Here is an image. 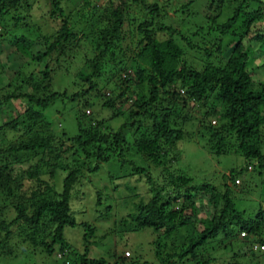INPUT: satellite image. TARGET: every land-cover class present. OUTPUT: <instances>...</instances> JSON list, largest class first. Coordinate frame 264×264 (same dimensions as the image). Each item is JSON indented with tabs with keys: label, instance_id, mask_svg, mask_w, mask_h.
I'll return each mask as SVG.
<instances>
[{
	"label": "trees",
	"instance_id": "16d2710c",
	"mask_svg": "<svg viewBox=\"0 0 264 264\" xmlns=\"http://www.w3.org/2000/svg\"><path fill=\"white\" fill-rule=\"evenodd\" d=\"M61 1H53V11L64 19L57 28L53 40L47 41L43 50L39 49L32 54L30 40L23 35L16 39L6 34L3 38L0 37V41L12 39L9 45L18 49L14 53L10 50H0V57L3 56V61L0 58V75H7L9 70H17L16 72L23 75L19 68L27 61L24 60L26 56H31L32 60L39 62L44 57L59 52L64 48L65 43L75 37V33L68 24L70 11L64 10ZM103 1V3L90 5V9L94 12L100 11L99 15L97 14L98 20L100 16L103 20L106 19L107 23L98 32V37L94 41L98 53L92 60L96 72L93 74L97 75L99 61L105 51L110 50L116 42L127 40V36L131 38L134 36L137 48L131 57L132 65L127 69L129 72L126 76L128 82L132 81L137 85L136 90L132 92L135 99L131 103L136 110H130L128 120L113 135L112 131L110 134H104L99 126L83 128L79 125L77 134L70 138L75 147L74 153L81 152L88 158L95 156L96 161L92 171H97L100 164L108 160V154H111L114 149H119L121 153V143L126 142L123 129L128 126L133 127L134 139L129 145L135 152L145 155L153 163L165 164L160 159V151L164 149L163 147H170L184 137L182 128L176 127V120L185 122L186 118L180 115V112L187 101L203 102L213 98L216 102L215 107L207 106L208 111L202 114V116H209L214 112L220 118V123L216 126L208 123L204 127L209 136L216 139L209 148L219 155L221 149L225 148L227 135L234 133L238 141V151L242 152L245 161L243 165L237 169L231 168L227 174L221 176L223 190L211 183H202L185 188L183 192L175 191V195H166V193L170 187L186 186L191 178L169 172L167 184L165 181L166 185H161L155 191L149 187L151 194L147 200L142 195L133 194L134 197H139L136 201H131V210L126 214L123 225L129 231L149 228L155 233L151 243L154 245V254L159 259L163 256L167 264H177L187 256H192L195 264H210L209 262L214 258H200L195 253L197 246L216 239L220 234L223 236L219 238L220 241L224 239L229 241L238 239L239 233L245 232L243 237L249 245L242 254H246L249 258L246 256L247 259L241 262L237 260V254L233 253L227 263L253 264L254 251L262 252L259 248L254 249L253 245L256 242L264 243V238L254 237L264 225V209L260 205L253 212L239 208L228 182L234 183L236 177L244 169L247 170L250 161H258L257 168L264 169V154L261 150L263 145L259 141L260 127L264 124V80L261 79L264 77V0H206L208 1L205 8L206 23L198 26L191 36L201 34L204 38L217 33L222 37H231L233 43L227 52L223 67L209 62L201 70L185 65L182 48L171 36L176 30L170 26L154 23V17H162L166 0H152L150 4L139 0L146 11L141 17L134 15L130 10L131 2L138 0ZM193 1L187 0L182 4L181 11L188 12ZM7 2L10 4L9 8L4 4V0H0V18L2 19L0 24L3 25L4 30L7 31L9 25L13 28L28 25V13L24 10H16L17 7L24 8L20 0H7ZM25 5V8L29 9V4ZM212 8L214 10L210 12ZM197 15L196 18L200 20V14ZM7 20H11L12 24H8ZM133 22H136L134 31L131 25ZM182 22L186 23V21ZM195 24H197L196 21L193 25ZM166 30L168 34L161 37V32L165 33ZM157 32L161 35L158 36ZM88 34L89 37H93V32L90 31ZM181 37L180 39L188 41L189 37L183 35ZM217 43L215 50L219 52L220 37ZM126 48L131 50L129 46ZM204 53L205 56L211 54L206 48ZM112 54L110 53V56ZM257 70L262 71L259 72L261 76ZM51 72L48 66H44L40 71L45 81L37 80V76L32 72L26 74L27 76L23 75L25 77L20 84L22 88L19 86L0 98V111L13 99H26L23 110L18 112L12 107L13 114L9 112V120L3 123L16 131L24 130L25 135L20 134L17 143L8 144L4 147V151L0 152V255L2 251L8 249L6 243L13 239L16 242L18 238H21V243L26 242L33 248H42L46 255L58 259L60 264H154L147 262L146 258L139 260L141 254L134 252V256L129 257L115 256L113 253L115 259L112 263L103 256L88 255V246L95 243L94 240H90V237L95 234V228L88 221L77 220L71 204L73 189L80 176L81 165L84 164H80L77 159L63 162L60 156L65 155L66 149L62 148V144L55 146L53 142H50L49 137L39 134L42 126L50 130V122L45 119L42 110H45L60 95L57 91H50L48 94L42 93L39 96L40 92L51 89ZM16 76L20 77L19 74ZM1 79L0 88L2 87ZM86 80L89 82L90 76L86 77ZM143 83L146 85L147 95L139 89ZM177 83L178 88L174 89ZM255 83L259 84L258 89H253ZM92 86L82 90L81 93L86 95ZM128 89V86H124L117 93V97L122 99L125 96L123 100L126 101L128 97L125 91ZM78 94L79 92L75 93L71 99L75 100ZM161 94L171 98L169 103L171 106L164 107L165 113L159 116L152 113L151 108H155L154 103ZM114 99L106 98L103 104L112 107L115 104ZM174 100L179 104H174ZM83 115L86 116L85 112L81 114V117ZM140 115L146 116L151 121L149 135L140 131V120L136 121L137 125L135 124V117ZM98 124L101 123L98 122ZM1 129L2 125H0ZM109 135H111V141H109ZM102 144H106L107 147L103 148ZM29 156L35 159V163L28 162ZM12 163L22 166L18 175L15 174ZM43 165L54 168L47 174L51 181H46L42 177L45 173L41 171ZM135 170L138 174H146L148 183L152 182L146 169L135 168ZM61 172L64 173L63 177L57 181V176ZM26 181H30L27 187L24 184ZM130 190L134 191L133 188ZM200 198L206 199L212 208L210 211L204 210L208 213V217L204 212L187 213ZM95 207L101 215H106L110 209L109 206H104L100 191H97ZM101 207L104 211H100ZM68 228L81 230L84 243L82 249L77 248V250L66 240L65 232ZM181 240L184 243H178ZM57 254L60 256L57 257ZM234 257H236L235 261Z\"/></svg>",
	"mask_w": 264,
	"mask_h": 264
},
{
	"label": "rangeland",
	"instance_id": "374dc122",
	"mask_svg": "<svg viewBox=\"0 0 264 264\" xmlns=\"http://www.w3.org/2000/svg\"><path fill=\"white\" fill-rule=\"evenodd\" d=\"M53 1L20 0L24 8L17 7L16 10H24L28 13V25L14 28L9 25L7 31H5L3 25L0 24V37L3 38L6 34L8 37L16 39L18 36L23 35L30 40V52L32 54L39 49L43 50L47 41L53 40L52 38L57 28L64 19L63 16H58L57 12L53 11ZM96 1L62 0L61 3L64 10L70 11L68 24L75 33V37L65 43L64 48L59 52L46 56L39 62L32 60L31 56H26L24 60L27 61H24L25 63L22 64L19 70L25 76L30 72L35 73L37 80L43 81H45V78H42L43 76L40 71L44 66H48L52 70L51 89L40 92L39 96L42 93L44 95L48 94L50 91H57L60 95L45 110H42L45 119L50 122V130L42 126L40 127L39 134L49 137L50 142H53L55 146L59 143L62 144V148L66 149L65 155L60 156L63 162L77 159L80 164H84L81 165L80 176L73 189L71 204L77 220L88 221L95 228V234L90 237V240H94L95 243L88 246V255L90 257L103 256L107 258L108 262L112 263L115 256H134V252L135 254H141L139 259L141 261L146 258L145 260L150 263L167 264L163 256L159 259L154 254V245L151 243L155 237V233L149 228L129 231L123 225L126 214L131 210V201H136L137 197H139H134L133 194L142 195L147 200L151 194L149 187H151L152 191H155L161 185H166L169 172L188 176L191 178V181L186 186L184 185L180 188L170 187L166 195L174 194L175 191L183 192L185 188L202 183H211L220 190H223L221 187V176L227 174L231 168H239L245 161L242 152L238 151V141L235 139L234 133L233 135H227L225 148L221 149L219 155L215 153V150L211 151L209 148L216 139L211 138L204 127L208 123L216 126L220 123V118L214 112L209 116H202V114L208 111L207 106H211V108L215 107L216 102L213 101V98L203 102L187 101L180 112V115L185 116V122L176 120V127L182 128L184 137L170 147H163L164 149L160 151V159L165 164L159 165L153 163L145 155L135 152L129 145L134 139L133 127L128 126L123 129L126 142L121 143V153L119 149H114L111 154H108V160L101 163L97 171H92L96 161L95 156L88 158L81 152L74 153L75 147L70 138L77 134L79 125L83 128L99 126L101 132L104 134H110L112 131L113 135L128 120L127 116L130 110H136L131 106V103L135 99V95L132 92L136 90L137 85L132 81H127V72H129L127 69L132 65L131 57H133V53L137 48L135 47V37L133 35V39L127 36V40L123 39L116 42L110 50L105 51L100 58L97 75L93 74L96 72L94 71L92 60L98 53V49H95L94 41L98 37V32L107 24L105 22L106 19L103 20L100 16L98 20L97 14L99 15L98 12L100 11L95 10V13L94 10L90 9L91 4L104 2L103 0ZM186 1L166 0L163 5L162 17H154V23L170 26L176 30L170 34L182 48L185 65L197 70H201L209 62L215 66L223 67L227 52L232 47V38L227 36L222 37L217 33L204 38L201 34L191 36L198 26L205 25L206 23L205 17L207 12L205 8L208 5V1L194 0L188 12H184L181 11V6ZM143 2L150 4L152 0H143ZM140 3L141 1L138 0L130 4V10L138 17L146 13L143 5ZM4 4L7 8L10 7L7 0H4ZM25 4H29V9L25 8ZM213 10L212 8L210 12H213ZM196 13L200 14V20L196 18L198 16ZM10 21L7 20V23L12 24ZM182 21H186V23ZM195 21L197 24L193 25ZM131 25L133 26L132 31H134L133 28L136 22H133ZM90 31L93 32L92 38L88 34ZM157 33L158 36L162 34L161 37H164L168 34V30L165 33ZM182 35L187 38L189 37L188 41L180 39ZM219 37L221 39V46L218 52L215 48ZM10 40L0 41V50H10L12 53L17 52L18 49L15 46L9 45L11 44ZM127 46L131 48L130 51L126 48ZM205 48L211 52L209 56H205ZM110 53H113L112 56H110ZM0 58L3 61L2 55ZM255 63L258 62L255 61ZM16 71L9 70L7 75H0V78H2L0 98H3L4 95L11 93L20 86L21 80L25 76ZM257 71L258 73L262 72L260 70ZM16 74H19L20 77H17ZM88 76H90L89 82L86 80ZM261 79L264 80V77ZM8 83L10 84L8 85ZM91 85H93L92 89L86 95L81 93L82 90L87 89ZM177 85L178 83L175 84L174 89L178 88ZM124 86L129 87L125 91L128 97L126 101L123 100L125 96L122 99L117 97V93ZM258 87V83L253 84V89H258ZM139 89L143 94L147 95L148 91L145 83L141 84ZM77 92H79L78 97L72 100L71 97ZM106 98H115L114 106H105L103 102ZM170 101V97L161 94L160 98L154 103L155 108H151L152 113L159 116L163 115L165 113L164 107L171 106L169 105ZM24 102L26 103L25 98L13 99L10 103L5 104L0 111V125H2V129L0 130V152L4 151V147L8 144L17 143L20 134L25 135L24 130L16 131L3 124L4 121L9 120V112L13 114V109L18 112L23 110ZM173 103L179 104L175 100ZM83 112H85L86 116L83 115L81 117ZM137 120L141 121L140 131L149 135L151 131L150 119L144 115H140L135 117L134 121L136 122ZM98 122L101 124H98ZM135 124L137 125V122ZM110 137L111 135H109V139ZM259 141L263 145L261 146V150L264 154V124L260 127ZM102 146H104L103 148L107 147L106 144H102ZM23 158L25 157L23 156ZM28 162L35 163V159L29 156ZM257 163L258 161L255 160L248 162L247 170L244 169L236 177L239 183L236 180L234 183L228 182L234 192L236 205L247 212L255 211L259 205L264 209V169L257 168ZM12 164L15 174L18 175L22 170V166L18 163ZM41 168L42 173L45 172V175L42 174V177L46 181H51L50 176H47V174L54 168L49 165H43ZM135 168L146 169L152 182L148 183L146 174H138ZM63 174L61 172L56 180L60 181ZM29 182H24L26 187L30 184ZM128 187L129 189H127ZM130 188H133L134 191L130 190ZM97 191H100L102 194L104 206L110 207L106 215H101L99 211H96ZM204 210L210 211L212 208L206 199L200 198L193 207H190L186 211L187 213L192 211L204 212L205 216L208 217V213ZM100 211H104L103 207H101ZM11 213L13 214L12 211ZM184 233L188 235L187 232L184 231ZM65 237L71 246L76 247V249H82L84 243L81 238L80 229L68 228L65 232ZM250 237L253 238L252 236ZM254 237L264 238V225L259 232H256ZM219 238H223V236L220 234L216 239L197 246L195 253L202 259L213 257L212 261L209 260L210 264H228V259L230 260L233 253L237 254V260L239 259L241 262L249 258L246 254H242L247 249L249 243L245 241V237L240 233L238 239H231L229 241H225L224 239L220 241ZM20 239L18 238L16 242L13 239L6 243L8 249L5 248L6 251L1 252L0 264H60L58 259L56 260L53 256L46 255L42 251V248H33L26 242L21 243ZM182 242L184 243L182 240L178 241V243ZM255 245L264 252V243L256 242ZM127 251L129 255L125 253ZM262 252L259 250L254 251L253 264H264V253ZM113 253H115V256H113ZM59 256L60 254H57V257ZM236 257L233 258L234 261ZM193 263L195 264V259L192 256H187L177 264Z\"/></svg>",
	"mask_w": 264,
	"mask_h": 264
},
{
	"label": "built area",
	"instance_id": "2783aa9c",
	"mask_svg": "<svg viewBox=\"0 0 264 264\" xmlns=\"http://www.w3.org/2000/svg\"><path fill=\"white\" fill-rule=\"evenodd\" d=\"M236 182L239 183V180L236 179ZM240 234L243 236V235L245 234V232H241ZM257 247H258L257 245H255V244L253 245V248H254V249H256ZM261 248H262V246H261ZM125 253H126L127 255H129V252H128V251L125 252Z\"/></svg>",
	"mask_w": 264,
	"mask_h": 264
}]
</instances>
